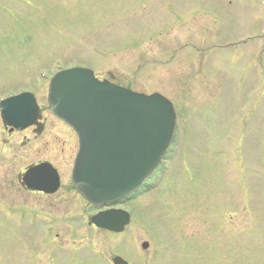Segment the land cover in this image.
<instances>
[{"label":"rangeland","instance_id":"rangeland-1","mask_svg":"<svg viewBox=\"0 0 264 264\" xmlns=\"http://www.w3.org/2000/svg\"><path fill=\"white\" fill-rule=\"evenodd\" d=\"M259 34L264 0H0V98L28 89L39 105L18 127L0 113V264H264ZM72 65L161 92L178 111L152 173L101 205L131 213L120 233L83 221L98 209L71 181L78 137L49 107L52 75ZM40 161L62 175L53 193L23 185Z\"/></svg>","mask_w":264,"mask_h":264},{"label":"water","instance_id":"water-1","mask_svg":"<svg viewBox=\"0 0 264 264\" xmlns=\"http://www.w3.org/2000/svg\"><path fill=\"white\" fill-rule=\"evenodd\" d=\"M49 101L52 110L79 132L81 147L72 181L94 203L115 200L136 188L161 161L176 123L174 105L164 95L102 81L85 67L59 71L51 80ZM1 109L8 122L23 114L22 122L15 124L26 125L34 120L38 106L34 94L23 92L4 100ZM52 169L51 164H43L31 171L34 178L44 176L46 182L51 177L50 184L30 179L29 183L56 190L59 180ZM118 219V210L110 209L95 221L119 229ZM114 261L129 264L121 256Z\"/></svg>","mask_w":264,"mask_h":264},{"label":"bare ground","instance_id":"bare-ground-1","mask_svg":"<svg viewBox=\"0 0 264 264\" xmlns=\"http://www.w3.org/2000/svg\"><path fill=\"white\" fill-rule=\"evenodd\" d=\"M73 154H74V152H73ZM21 173H23V172H21Z\"/></svg>","mask_w":264,"mask_h":264},{"label":"flooded vegetation","instance_id":"flooded-vegetation-1","mask_svg":"<svg viewBox=\"0 0 264 264\" xmlns=\"http://www.w3.org/2000/svg\"><path fill=\"white\" fill-rule=\"evenodd\" d=\"M24 185V184H23Z\"/></svg>","mask_w":264,"mask_h":264}]
</instances>
